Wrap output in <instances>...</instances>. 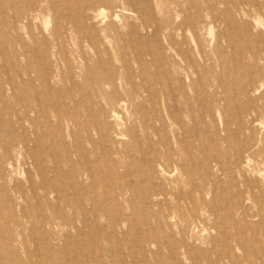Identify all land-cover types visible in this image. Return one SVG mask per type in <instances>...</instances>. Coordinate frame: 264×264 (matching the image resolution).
Listing matches in <instances>:
<instances>
[{"label": "rangeland", "instance_id": "obj_1", "mask_svg": "<svg viewBox=\"0 0 264 264\" xmlns=\"http://www.w3.org/2000/svg\"><path fill=\"white\" fill-rule=\"evenodd\" d=\"M263 151L264 0H0V264H249Z\"/></svg>", "mask_w": 264, "mask_h": 264}, {"label": "bare ground", "instance_id": "obj_2", "mask_svg": "<svg viewBox=\"0 0 264 264\" xmlns=\"http://www.w3.org/2000/svg\"><path fill=\"white\" fill-rule=\"evenodd\" d=\"M122 107V105H120ZM252 124L254 125H260L261 122L257 121L255 119L252 118ZM245 149L241 150V155H240V164L242 165L243 163H246V158H245ZM248 155V154H247ZM258 156L261 158L262 160V164H264V151L263 153L260 152L258 153ZM41 175H44V171H42V169L40 170ZM264 175V173H263ZM256 189L253 196L255 197V199L257 198H262L264 200V182L260 181L258 185L254 186ZM44 191H48V189L44 188ZM36 193H34L33 196H29L27 193H24L23 190L19 189L18 192L16 193V197L18 202H29L30 200H35ZM197 194V193H196ZM174 196V200L177 202L176 204V208L180 209V208H185L188 209L189 214H191L190 216H184L182 219V223H183V230L186 234L191 233L192 231V227L194 225H196L197 220L201 218L200 212H198V208L195 197L193 195H181V194H177V193H173ZM21 207V206H20ZM25 218L26 220H32L33 219V215L31 212L26 211L25 213ZM257 217H259V224L257 226H252L249 224H246V228L251 231L252 233V240L256 246L255 251L250 255L253 257V259H250V257L247 258V261L249 262V264H264V206H262V208L258 209V213L256 215ZM43 222H47V220L43 221ZM248 225V226H247ZM245 232V231H244ZM226 237L228 236V234H224ZM224 236V237H225ZM237 238V245L239 247H243L245 245V243L248 240L247 234L245 233H240L236 236ZM194 240V238L192 236H190V242ZM208 241V240H207ZM187 243L186 241H184V246L185 248H187L189 246V244L191 243ZM212 247L214 246V241L212 240L211 243ZM228 248H231V245L228 244ZM231 250V249H230ZM224 251V250H223ZM238 258L232 256V261L231 264H238Z\"/></svg>", "mask_w": 264, "mask_h": 264}]
</instances>
